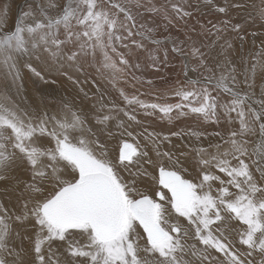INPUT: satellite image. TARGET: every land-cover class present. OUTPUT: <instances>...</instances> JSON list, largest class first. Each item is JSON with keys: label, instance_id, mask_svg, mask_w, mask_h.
<instances>
[{"label": "snow or ice", "instance_id": "6c2138e0", "mask_svg": "<svg viewBox=\"0 0 264 264\" xmlns=\"http://www.w3.org/2000/svg\"><path fill=\"white\" fill-rule=\"evenodd\" d=\"M9 13L0 264H264V39L248 62L226 35L247 38L232 13L264 29V0H32L12 27ZM175 57L182 79L145 78Z\"/></svg>", "mask_w": 264, "mask_h": 264}, {"label": "rangeland", "instance_id": "374dc122", "mask_svg": "<svg viewBox=\"0 0 264 264\" xmlns=\"http://www.w3.org/2000/svg\"><path fill=\"white\" fill-rule=\"evenodd\" d=\"M62 2H63V0H62ZM161 2H163V0H156L157 4H159ZM248 2H252V0H248ZM28 3H32V0H0V6L8 5L10 7L9 27H12L16 18L18 16H20L23 11H25L26 4H28ZM255 3L259 4V0H255ZM232 17H233V20H232L233 23H240L243 28L247 29V34L246 33H240L241 35H245V34L247 35V38L243 42V47H241V42L237 38L236 33H233L230 31L229 33L226 34L227 37L235 45V51H234L233 55L237 56V57H242L245 61L254 62L252 60L250 54L254 53L256 51V49L259 47V45L261 43V39H264V37L257 35L254 38L251 35V32L256 31L257 33H259V32L264 31V29H261L259 27V21H257V23L254 26L249 27V25L251 24V18L250 17H248L246 19V18H244V17H242L236 13H232ZM220 19H226V17L219 16V15L214 14L213 12H208V11H205L204 14L201 16V20L204 21L205 23H207V21H209V20H211L213 23H217ZM157 23H162V21H160L157 18ZM168 34L176 36L179 39H183L182 33L177 32V30L174 28H170L169 32H165L163 27L160 28V35H168ZM212 39H214V37H212V36L207 37V40H209V41ZM181 63H182V61L179 57L170 58L169 65L167 67L163 68L160 73L153 72L149 69V70L144 71V76L146 79H152L153 81H155L157 86H162V81L160 79L161 76L168 79L169 81H175L177 78L182 79L183 77H182L181 67H180ZM257 83H259V75L257 76ZM25 88L29 92L30 95H33V96L36 95V92L34 90V87L31 83V81L27 78V74H25ZM127 90L132 91L131 89H127ZM141 90H143V89H141ZM61 95H64V93H61ZM152 122H153L152 120H149V123H152ZM175 123L178 126V128H186V127L191 126L193 128H199V130H202V131L206 130L207 132H213V131L217 130L215 127H209L207 125L200 127V126L196 125L195 122L192 121L191 119L176 121ZM167 126L171 127V125L165 124L163 127V130L166 131L168 128ZM173 139H174V142L180 143V141L176 140V138H173ZM186 143H188L189 147L196 144L194 139L191 141H186ZM201 143H203V145L205 147L207 146L206 140L202 141ZM185 150L187 151V148ZM0 199H3L2 194H0Z\"/></svg>", "mask_w": 264, "mask_h": 264}, {"label": "bare ground", "instance_id": "6f19581e", "mask_svg": "<svg viewBox=\"0 0 264 264\" xmlns=\"http://www.w3.org/2000/svg\"><path fill=\"white\" fill-rule=\"evenodd\" d=\"M168 127V126H167ZM170 127V126H169Z\"/></svg>", "mask_w": 264, "mask_h": 264}]
</instances>
